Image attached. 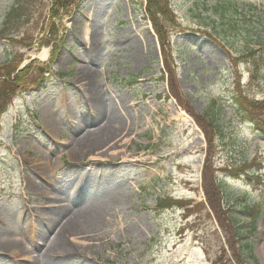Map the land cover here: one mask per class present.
Listing matches in <instances>:
<instances>
[{
    "label": "rangeland",
    "instance_id": "374dc122",
    "mask_svg": "<svg viewBox=\"0 0 264 264\" xmlns=\"http://www.w3.org/2000/svg\"><path fill=\"white\" fill-rule=\"evenodd\" d=\"M145 1L0 0V67L28 70L0 116V246L20 250L0 264H235L227 227L264 264V108L257 129L233 103L264 102V0H169L155 23ZM191 113L217 116L210 146Z\"/></svg>",
    "mask_w": 264,
    "mask_h": 264
},
{
    "label": "trees",
    "instance_id": "16d2710c",
    "mask_svg": "<svg viewBox=\"0 0 264 264\" xmlns=\"http://www.w3.org/2000/svg\"><path fill=\"white\" fill-rule=\"evenodd\" d=\"M81 0H51L52 6V16L59 17L58 12L61 11L65 14V12L73 5L77 4ZM146 11L149 12L151 16V21L155 23V20H157V16H164V17H171V10H169V0H146ZM19 6L17 5L16 8H12V11L17 10ZM11 11V12H12ZM154 33H156L158 38V43H160V46L164 49L165 48V37L166 32L160 31L157 28V25H154ZM27 66L23 70H20V72L15 73V68L11 66L9 62L5 63L3 66L0 67V116L2 113L6 110L7 106L10 104L11 100L16 95V92L21 89V86L24 85L26 76L28 74L27 72ZM171 75V74H169ZM172 76V75H171ZM168 86H170L172 94L175 96V89L176 86L172 82V79L170 82L168 81ZM176 99H178L179 104L184 106L182 98L175 96ZM233 103L237 106V113L241 115L242 118L248 120L252 125H255L258 123V120L253 114V111L257 108H264V102L258 103L254 102L253 104H249L246 102L244 98H241V96H234ZM186 110H188L187 107H185ZM191 115L196 119L198 126L201 127L203 130L206 138H207V144L208 146L211 145V141L213 142V135L211 137V132L215 129H219V126H217L218 118L213 115H209L206 113L205 115L195 116L191 113ZM258 129V126L255 125ZM208 163H210V157L207 158ZM207 171V170H206ZM208 173V172H207ZM208 178V179H207ZM206 180H204L203 183V190L205 191V199L208 205L212 208V213L217 215V220L221 217L222 212L220 211V192L218 191L219 188L215 185V180H211V178L208 176ZM246 214L248 213V216L252 218L253 224L255 220L256 213L252 209H244L243 210ZM220 215V216H219ZM224 228V227H222ZM227 234H231V237H229L228 241L231 244V255L235 262V264H247V262H251L252 264H258V261L255 257V255L252 253V245L249 242V240L246 239L244 236L245 233L241 231V227H237V229L231 231L227 227ZM225 235V233L223 232Z\"/></svg>",
    "mask_w": 264,
    "mask_h": 264
},
{
    "label": "bare ground",
    "instance_id": "6f19581e",
    "mask_svg": "<svg viewBox=\"0 0 264 264\" xmlns=\"http://www.w3.org/2000/svg\"><path fill=\"white\" fill-rule=\"evenodd\" d=\"M81 36H82V41L84 42V44L88 46L89 43H90V39H91V35L89 34V30L85 29L82 32ZM37 57L40 58V59H42V60L47 59V57H48V51L47 50L46 51H43ZM83 133H84V131H83ZM54 238H55V240H58L59 234H57ZM61 238H63V235H62ZM3 249H5L6 251H4ZM16 251L17 252H20V250H17L16 248H14V246H12V247H8V246H5V245H1L0 246V252L1 253L4 252L6 254H11L12 255V253H14ZM12 257H15V256H12Z\"/></svg>",
    "mask_w": 264,
    "mask_h": 264
}]
</instances>
